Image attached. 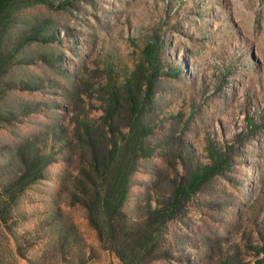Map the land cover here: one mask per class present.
<instances>
[{
    "label": "rangeland",
    "instance_id": "374dc122",
    "mask_svg": "<svg viewBox=\"0 0 264 264\" xmlns=\"http://www.w3.org/2000/svg\"><path fill=\"white\" fill-rule=\"evenodd\" d=\"M0 52V200L23 160L51 154L0 224V264H121L82 206L114 144L131 159L125 233L210 145L227 162L143 264H264V0H20Z\"/></svg>",
    "mask_w": 264,
    "mask_h": 264
},
{
    "label": "trees",
    "instance_id": "16d2710c",
    "mask_svg": "<svg viewBox=\"0 0 264 264\" xmlns=\"http://www.w3.org/2000/svg\"><path fill=\"white\" fill-rule=\"evenodd\" d=\"M19 1L0 0V37L8 19L12 16L13 8L19 4ZM28 39L31 40L29 37L22 38L18 42V46L21 48L28 42ZM153 52L152 47H149L145 52L146 57L152 59ZM4 58L3 53L0 52V69L5 65ZM127 92L129 93L128 89ZM150 95L149 83L146 96L150 97ZM134 108L135 110L139 109L137 104H134ZM58 129L60 133L61 129ZM119 151L120 147L114 144L106 164L103 165L105 170L100 175V183L94 186L89 194L85 193L86 198L82 200V206L86 210L88 222L95 230L103 250L113 253L121 264H143L157 250L160 228L174 217L183 202L218 174L227 162L226 158L210 145L208 152L211 164L193 171L183 185L175 187L171 198L162 207H149L147 220L136 233H125L124 230L119 232L117 222L123 216L121 210L127 199L131 159H127V155L122 157ZM136 151L141 152V149L133 147L132 152ZM143 154L147 155L146 152ZM93 162L98 163V159L94 158ZM50 163L51 154L42 157L37 151H34L32 155L23 160V171L5 187L4 195L6 197L0 200V224L8 232H11L7 222L13 209L14 200L26 188L43 178V171ZM16 254L26 260V256L20 249L16 248Z\"/></svg>",
    "mask_w": 264,
    "mask_h": 264
}]
</instances>
